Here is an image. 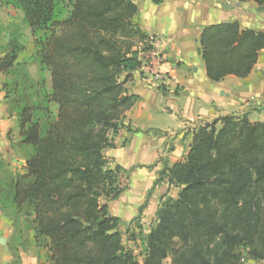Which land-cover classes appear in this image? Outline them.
Instances as JSON below:
<instances>
[{
  "label": "trees",
  "instance_id": "obj_1",
  "mask_svg": "<svg viewBox=\"0 0 264 264\" xmlns=\"http://www.w3.org/2000/svg\"><path fill=\"white\" fill-rule=\"evenodd\" d=\"M247 1L264 4L237 0ZM0 4L22 12L35 47L19 60L23 46L13 40L0 56V73L12 76L2 89L15 112L18 144L26 147L24 171L1 183L0 206L12 209L14 217L26 210L33 239L43 242L52 264L264 260V121L225 114L192 127L184 158L160 173L179 190L175 198L160 199L154 224L140 235L139 263L123 240L120 219L108 209V201L123 191L122 168L108 167L103 153L114 147L113 136L138 99L125 84L141 66L140 51L151 47V36L134 19L137 5L132 0ZM263 49L264 32L243 29L236 20L206 25L199 36L211 81L247 76ZM27 60L39 67L37 79ZM43 71L49 73L48 88Z\"/></svg>",
  "mask_w": 264,
  "mask_h": 264
},
{
  "label": "crops",
  "instance_id": "obj_2",
  "mask_svg": "<svg viewBox=\"0 0 264 264\" xmlns=\"http://www.w3.org/2000/svg\"><path fill=\"white\" fill-rule=\"evenodd\" d=\"M132 1L138 8L134 19L139 27L159 41L161 76L152 81L140 67L130 72L125 86L138 99L125 113V127L113 136L114 147L104 152L110 156L105 155L110 168L119 165V175L125 176L123 191L114 199L119 209L111 214L109 203V213L125 220L141 215L144 220L140 205L146 203L143 210L152 205L156 211L160 199L170 194L169 183L160 173L184 158L194 125L225 114L246 113L251 121H264V49L247 76L226 75L219 81L207 77L199 52L204 26L236 20L243 29L264 32V10L258 11L252 1ZM162 103L171 120L166 126L155 124L162 116ZM15 122L1 115L0 106V158L10 163L12 171L21 167L19 172H23L25 159L13 147L19 140ZM9 129H13L10 134ZM12 224L10 216L0 210V264H9L12 258L7 248V238L14 232ZM245 264H264V260L248 259Z\"/></svg>",
  "mask_w": 264,
  "mask_h": 264
},
{
  "label": "rangeland",
  "instance_id": "obj_3",
  "mask_svg": "<svg viewBox=\"0 0 264 264\" xmlns=\"http://www.w3.org/2000/svg\"><path fill=\"white\" fill-rule=\"evenodd\" d=\"M22 18L23 14L20 10L0 4V56L8 46V43L13 40H15L17 44L23 46V50L19 53V60L27 59L34 52V36L31 34L29 27L23 22ZM142 52L143 51H140V55L142 54ZM27 68L29 70L30 76L33 79H37L41 71L36 63L27 60ZM42 73L45 76L46 86L48 88L50 86L49 73L47 71H43ZM10 81H12L11 75L0 73V93H2V99L0 98L1 115L10 117L14 121H16L15 112L11 108V101L5 97L6 89H2V86L7 82H9V85H7L9 87ZM5 105L6 108H4ZM56 108V104H50V109L54 113L56 112ZM161 108L162 112L159 113H161L162 116L158 118V121H155V124L158 126H166L167 123L171 124V120L168 114H166L167 112L164 110L163 103L161 104ZM16 128L17 123L14 129L16 130ZM12 132L13 129H9L8 133L10 134ZM8 138L9 140H13V138ZM13 147L15 149V153L18 156L24 158L26 147L19 145L18 141L13 143ZM104 150V156L106 155V157L110 158V156L106 153V151L104 152ZM106 160L107 166L110 167V161L107 158ZM10 167L11 165L9 162L2 160V165L0 166V186L1 183L7 181L6 179L11 177L13 173H22L19 172L22 171L21 167H16L14 170L15 172L12 171ZM2 178L3 180L1 181ZM119 184L121 187L125 185L124 174L120 176ZM168 187V190L170 191V194H168V196L175 198L177 196L179 186L169 183ZM101 201L103 202L105 200L101 199ZM108 204L111 209V211L109 210L110 213L116 212L117 209H119V206H117L118 204L115 200L112 202L111 200L108 201ZM0 208L2 212H6L10 216L14 228L13 234L9 235L7 238V248L12 256L9 264H52L48 258V253L43 242L36 243L33 239V225L30 221V218L26 214V210L22 211L18 216L14 217L11 211L12 209L3 206H0ZM120 210L122 211V209ZM142 213H145L144 220L142 219L141 215V217H136L135 215V217L129 220H125L123 218L120 219V230L123 233V240L127 246H130L133 249L139 263L142 262L143 253V246L141 243L140 235L146 233L155 222V210L153 209L152 205H150L147 210L141 211L139 214ZM166 261L168 262L169 259H167Z\"/></svg>",
  "mask_w": 264,
  "mask_h": 264
},
{
  "label": "built area",
  "instance_id": "obj_4",
  "mask_svg": "<svg viewBox=\"0 0 264 264\" xmlns=\"http://www.w3.org/2000/svg\"><path fill=\"white\" fill-rule=\"evenodd\" d=\"M150 48L143 51L140 55L141 66L140 69L143 73L149 75L152 81L160 78L159 67L161 65V51L159 49V41L156 37L150 38Z\"/></svg>",
  "mask_w": 264,
  "mask_h": 264
},
{
  "label": "water",
  "instance_id": "obj_5",
  "mask_svg": "<svg viewBox=\"0 0 264 264\" xmlns=\"http://www.w3.org/2000/svg\"><path fill=\"white\" fill-rule=\"evenodd\" d=\"M257 10H258V11H262V10H264V4L258 6V9H257Z\"/></svg>",
  "mask_w": 264,
  "mask_h": 264
}]
</instances>
